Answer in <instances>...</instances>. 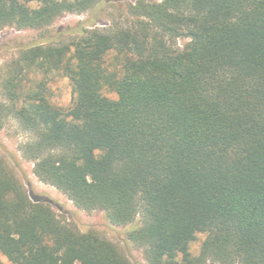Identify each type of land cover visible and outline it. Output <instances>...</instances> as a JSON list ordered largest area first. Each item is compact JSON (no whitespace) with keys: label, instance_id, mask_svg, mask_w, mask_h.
Wrapping results in <instances>:
<instances>
[{"label":"trees","instance_id":"obj_1","mask_svg":"<svg viewBox=\"0 0 264 264\" xmlns=\"http://www.w3.org/2000/svg\"><path fill=\"white\" fill-rule=\"evenodd\" d=\"M102 1L0 0V27L44 28ZM74 33L24 47L0 74V127L12 117L31 135L21 153L34 174L78 208L134 225L148 264H264V0H134ZM59 71L67 108L35 78ZM0 255L133 264L32 199L1 157Z\"/></svg>","mask_w":264,"mask_h":264},{"label":"rangeland","instance_id":"obj_2","mask_svg":"<svg viewBox=\"0 0 264 264\" xmlns=\"http://www.w3.org/2000/svg\"><path fill=\"white\" fill-rule=\"evenodd\" d=\"M132 1L134 0H103L82 14L67 13L56 19L50 26L39 29L19 30L13 27H0V74L4 73V66L17 58L24 47L42 43L44 38L54 40L50 42H68L76 36L74 28L79 24L86 22L88 25L94 22L96 26L103 27L106 23L109 24L112 17H117L121 9L128 7ZM188 41V38H181L178 40V46L182 48ZM107 60L117 65V59L113 53L107 56ZM36 77L45 79L52 103L63 108L69 106L73 88L71 80L63 71L41 73ZM104 93L111 98L117 97L116 93L109 89ZM30 139L31 135L23 131L12 117L5 119L0 127V157L13 170L32 199L49 202L60 219L75 226L81 232H97L114 244L133 264H148L143 249L128 238V230L134 225L115 226L108 221L105 212L101 210L86 211L78 208L55 186L41 181L34 174V163L25 159L21 153V146ZM205 237V234H198L191 242L190 251L193 254L198 253ZM0 258L4 264H11L6 257L0 255Z\"/></svg>","mask_w":264,"mask_h":264}]
</instances>
